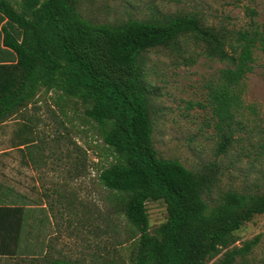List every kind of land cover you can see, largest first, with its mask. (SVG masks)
I'll return each mask as SVG.
<instances>
[{"label":"trees","instance_id":"trees-1","mask_svg":"<svg viewBox=\"0 0 264 264\" xmlns=\"http://www.w3.org/2000/svg\"><path fill=\"white\" fill-rule=\"evenodd\" d=\"M79 0H0V122L53 92L62 104L94 122L111 159L98 173L125 227L127 252L97 264L245 263L259 236L238 241L237 231L264 213V181L217 191L216 161L188 167L154 145L153 99L144 54L190 41L223 64L208 100L224 153L234 141L243 108L244 79L254 51L264 59V18L246 5L245 26L211 24L195 11L97 22ZM23 138V139H22ZM18 144L29 145L22 137ZM147 201H162L166 218L151 229ZM27 196L0 182V259L9 264H91L43 251L44 230Z\"/></svg>","mask_w":264,"mask_h":264},{"label":"rangeland","instance_id":"rangeland-1","mask_svg":"<svg viewBox=\"0 0 264 264\" xmlns=\"http://www.w3.org/2000/svg\"><path fill=\"white\" fill-rule=\"evenodd\" d=\"M264 18V0H79V10L97 22L145 18L155 14L195 11L211 24L245 26V6ZM194 42L177 48L158 47L144 54L145 79L156 94L153 141L159 153L188 167L216 161L217 191L228 186L249 189L264 181V59L254 51L253 69L244 79L243 108L235 116V138L217 154L216 116L209 92L223 64L204 56ZM29 145L18 144L22 137ZM23 139V138H22ZM94 122L64 106L53 92L40 91L36 100L0 122V182L27 196L35 221L44 224L39 238L46 252L103 262L125 253V227L112 211V198L99 179L100 168L111 159ZM151 229L166 218L162 201H147ZM259 236L244 264H264V213L238 231L236 245ZM0 264H9L0 259ZM238 264H243L241 260Z\"/></svg>","mask_w":264,"mask_h":264},{"label":"crops","instance_id":"crops-1","mask_svg":"<svg viewBox=\"0 0 264 264\" xmlns=\"http://www.w3.org/2000/svg\"><path fill=\"white\" fill-rule=\"evenodd\" d=\"M45 248H46V247H44V245H43V251H45Z\"/></svg>","mask_w":264,"mask_h":264}]
</instances>
